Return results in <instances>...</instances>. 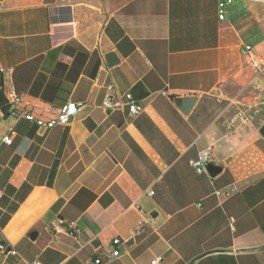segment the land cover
Wrapping results in <instances>:
<instances>
[{"label": "crops", "instance_id": "1", "mask_svg": "<svg viewBox=\"0 0 264 264\" xmlns=\"http://www.w3.org/2000/svg\"><path fill=\"white\" fill-rule=\"evenodd\" d=\"M218 2L0 0L3 83L47 118L83 104L45 130L16 120L0 88V244L18 251L0 264H95L117 238L123 255L104 264H264V72L243 54L264 64V0H232L224 20ZM108 85L118 110L102 107ZM241 110L253 121L229 131ZM203 149L215 178L191 166Z\"/></svg>", "mask_w": 264, "mask_h": 264}, {"label": "built area", "instance_id": "2", "mask_svg": "<svg viewBox=\"0 0 264 264\" xmlns=\"http://www.w3.org/2000/svg\"><path fill=\"white\" fill-rule=\"evenodd\" d=\"M232 0H219L218 2V13L219 19L224 20L226 15V8ZM243 54L246 56H251L252 65L257 69L259 75L264 72V64L257 59V52L255 48L251 46H246L244 48ZM3 88L6 93L8 100L9 113L16 119H24L27 121L35 122L39 127L44 128L45 130H52L58 125H67L72 119H74L78 113L81 111L83 104H77L74 102H67L62 107L57 109L56 113L50 118H47L45 114H52L51 108L38 107L27 104L24 101L23 95L17 91L13 84V79L10 77L6 82L3 83ZM256 92L260 98L264 101V88L259 85H255ZM126 100L128 101V112L132 117L140 115L144 108L143 106L134 99L131 93L125 95ZM102 107L106 110H118L121 107L119 100L114 97V86H107V94L102 102ZM36 110H41V114L37 115ZM254 119L253 112H247L244 110L239 111L233 119H231L226 127L229 131L234 132L238 131L241 128L247 126ZM5 144L12 145V137H6L4 139ZM212 161V153L209 149H203L198 152L197 157L191 161V166L196 174L198 175H207V166ZM210 177V176H209ZM212 179V178H211ZM236 188L232 187L229 190L221 191L218 190L215 192L217 196L231 197L236 193ZM153 191H149V195H153ZM60 224H67L69 228H72L74 231L79 233V230L76 229L74 222L61 221ZM61 229V228H60ZM143 229V223H139L135 228V233L140 234ZM74 235V233H72ZM126 245V242L121 239H114L108 245L102 249V254L95 259V264H104L120 258L123 253L121 248ZM0 252L3 254L11 253L17 255L18 251L14 249L8 243L0 244ZM164 258L162 256H157L151 262V264H163ZM30 264H42L39 260H35Z\"/></svg>", "mask_w": 264, "mask_h": 264}, {"label": "water", "instance_id": "3", "mask_svg": "<svg viewBox=\"0 0 264 264\" xmlns=\"http://www.w3.org/2000/svg\"><path fill=\"white\" fill-rule=\"evenodd\" d=\"M108 62L110 65H114L118 62V59L115 57V55H108ZM3 85V73L0 69V88ZM195 98L194 97H189V98H185L182 100V110L185 113H188L190 111V109L192 108L193 104L195 103ZM262 134L264 135V128L262 130ZM207 171L208 174L211 178H215L217 177L221 171L222 168L221 166L217 165L215 162L211 161L208 166H207ZM35 235L34 233L32 234V236ZM94 246H98L97 242H94L93 244Z\"/></svg>", "mask_w": 264, "mask_h": 264}]
</instances>
